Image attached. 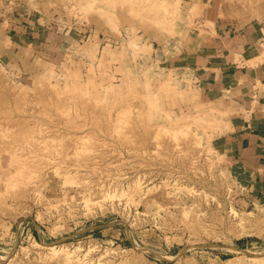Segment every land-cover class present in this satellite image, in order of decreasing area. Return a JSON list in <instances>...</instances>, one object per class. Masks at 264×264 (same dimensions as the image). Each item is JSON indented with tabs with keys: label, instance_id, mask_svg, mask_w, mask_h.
<instances>
[{
	"label": "rangeland",
	"instance_id": "obj_1",
	"mask_svg": "<svg viewBox=\"0 0 264 264\" xmlns=\"http://www.w3.org/2000/svg\"><path fill=\"white\" fill-rule=\"evenodd\" d=\"M210 15L264 35V0H0V264H264L251 103L183 61Z\"/></svg>",
	"mask_w": 264,
	"mask_h": 264
},
{
	"label": "crops",
	"instance_id": "obj_2",
	"mask_svg": "<svg viewBox=\"0 0 264 264\" xmlns=\"http://www.w3.org/2000/svg\"><path fill=\"white\" fill-rule=\"evenodd\" d=\"M208 17V16H206ZM195 31L182 45L185 66L209 90L247 95L251 103L247 131L237 138L236 163L251 180L256 195L264 193V35L256 23L236 27L223 21ZM208 19V18H207ZM264 32V30H263ZM261 46H263L261 48ZM263 54V55H262ZM251 97V98H250Z\"/></svg>",
	"mask_w": 264,
	"mask_h": 264
},
{
	"label": "bare ground",
	"instance_id": "obj_3",
	"mask_svg": "<svg viewBox=\"0 0 264 264\" xmlns=\"http://www.w3.org/2000/svg\"><path fill=\"white\" fill-rule=\"evenodd\" d=\"M6 105V101H5V99H3V98H0V107L1 108H4V106ZM18 105V104H17ZM19 106V105H18ZM6 107V106H5ZM17 108H20V106L19 107H17ZM16 108V109H17ZM5 109V108H4ZM1 110V109H0ZM3 110V109H2ZM3 112V111H2ZM5 118V117H4ZM1 120V119H0ZM109 122V121H108ZM16 134V135H15ZM38 134H35V138L36 137H39V136H37ZM12 137L15 139V141H17V139L19 140H23L22 142H25L26 140H28V139H30L31 137H32V139H30V140H33V139H35L32 135H30V130H27V129H20L18 132H14V135H12ZM12 137H11V139H12ZM13 139V140H14ZM13 140H12V142H13ZM15 141H14V143H15ZM17 142H21V141H17ZM16 142V143H17ZM27 143V142H26ZM106 144V143H105ZM123 144V143H122ZM125 144V143H124ZM107 146V145H106ZM98 148H100V146H97ZM104 147H105V145H104ZM93 148H95V147H93ZM129 149V148H128ZM91 150V149H90ZM89 150V151H90ZM99 150V149H98ZM98 150H96V151H98ZM106 150V149H105ZM108 150V149H107ZM84 151H86V150H84ZM114 151L115 150H111V151H109L108 153H106V151L104 152V156H111V155H113V156H115V158H116V155L115 154H113L114 153ZM129 151V150H128ZM133 151V150H132ZM131 151V152H132ZM100 152V151H99ZM186 152V151H185ZM184 152V153H185ZM90 153V152H89ZM94 153V152H93ZM103 153V152H102ZM152 154V153H151ZM157 155V154H156ZM179 155V154H178ZM186 155V154H185ZM188 155V154H187ZM107 156V157H108ZM153 157V156H152ZM151 157V158H152ZM185 157V156H184ZM78 158H80V156L78 157ZM95 158H97V157H95ZM110 158H112L113 159V157H110ZM114 158V159H115ZM149 158H150V156H149ZM159 158V157H158ZM87 159V158H86ZM94 159V158H93ZM180 159V158H179ZM181 159H182V157H181ZM184 159V158H183ZM68 160H70V159H68ZM81 160V159H80ZM51 161V163H52V160H50ZM110 161V160H109ZM118 160L116 159V160H113L112 162H114V163H116ZM147 161V160H146ZM81 162V161H80ZM111 162V163H112ZM173 162V161H172ZM85 163V162H84ZM107 163V162H106ZM109 164H111L110 162H108ZM125 163V162H124ZM126 163H132L133 164V161H127ZM135 163V162H134ZM137 164H138V162H137ZM136 163L135 164H133V165H129V167L128 166H126V167H128L126 170L125 169H123L122 171L120 170V168L122 167H119L118 166V168L115 170L116 172H119V171H121L120 172V174H111V165H106V167H107V171H105V172H107V173H105V174H103V175H105L106 176V178H108L107 179V181H114V183H116V182H120V181H124V180H128V179H130V176H129V174H131V173H135V172H137V168L139 167V168H142V166L140 165V164H138L137 165ZM81 165H83V164H81ZM96 165V164H95ZM113 165V164H112ZM117 165L118 164H116L114 167H117ZM120 165V164H119ZM180 165V164H179ZM183 165V164H182ZM87 166V165H86ZM89 166V165H88ZM83 167V166H82ZM113 167V166H112ZM123 167H124V164H123ZM125 167V168H126ZM153 167V166H152ZM151 167V169H153ZM185 167V166H184ZM87 168V167H86ZM88 168H90V167H88ZM91 168H93V166L91 167ZM136 168V169H135ZM149 168V167H148ZM187 168V167H186ZM55 169V168H54ZM143 169H145V168H143ZM193 169V168H192ZM80 170V169H79ZM187 170V169H186ZM195 170V169H194ZM193 170V171H194ZM74 171V170H73ZM85 171V170H84ZM98 172H100L99 170H98ZM153 172H155V171H153ZM152 172V173H153ZM90 173H92V171L90 172ZM94 174V173H93ZM85 175H86V173H85ZM90 175H92V174H90ZM149 175V174H148ZM88 176V175H87ZM94 177V176H93ZM96 177V176H95ZM94 177V178H95ZM88 178V177H87ZM92 178V177H91ZM103 178V177H102ZM139 178V177H138ZM93 182H94V180H92ZM99 181H101V180H99ZM104 181V180H103ZM89 182V181H88ZM95 182H96V180H95ZM89 184V183H88ZM91 184V183H90ZM103 184H105V183H103ZM119 184V183H118ZM138 185V184H137ZM95 186V185H94ZM102 186V185H101ZM101 186H99L100 188H101ZM135 187V186H134ZM141 186H139V188H140ZM103 188V187H102ZM131 188V187H130ZM136 189V188H135ZM135 189H133V190H135ZM140 189H142V188H140ZM137 190V189H136ZM143 191V190H142ZM111 203V202H110ZM91 204V203H90ZM92 205V204H91ZM99 206H100V204H99ZM88 207V206H87ZM112 207V206H111ZM111 209V208H110ZM101 210V209H100ZM212 210V209H211ZM53 249V248H52ZM91 252V251H90Z\"/></svg>",
	"mask_w": 264,
	"mask_h": 264
}]
</instances>
